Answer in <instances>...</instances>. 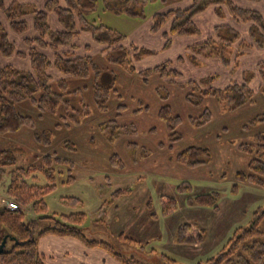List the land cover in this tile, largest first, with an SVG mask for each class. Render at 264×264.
I'll use <instances>...</instances> for the list:
<instances>
[{"label":"rangeland","instance_id":"obj_1","mask_svg":"<svg viewBox=\"0 0 264 264\" xmlns=\"http://www.w3.org/2000/svg\"><path fill=\"white\" fill-rule=\"evenodd\" d=\"M38 1L29 0L39 7ZM105 1L99 0L97 9L87 15L89 21L103 23L130 37L136 34L138 45L157 52L135 60L136 70L129 72L110 64L102 53L93 50L98 65L103 69H114L118 75L116 91L110 97L108 109L100 111L97 108L90 87L92 78L69 77L71 89L84 87L81 96L89 106L90 115L79 124L67 126L62 122V111L42 114L30 101H22L17 103L18 111L32 116L35 125L0 135V149L14 152V168L38 164L47 154L72 162L74 182L66 183L69 166L56 164L57 187L45 196V200L51 215L84 212L87 218L81 227L89 239L105 241L122 255L135 257L144 264L165 263L162 254L174 258L177 264L204 263L226 244L238 227L248 225L253 212L264 205L263 186L242 183L237 191L233 190L236 173L247 171L252 158L251 154L241 151L239 145L253 143L259 133H264V118L252 123L257 116H264V81L261 77L264 54L261 51L244 55L240 54L238 48L231 47L225 51L229 59L226 63L220 55L208 58L196 56V59H192L190 45L187 51H183V48L196 41V37L202 38L205 33L210 35L211 32L206 30L205 18L198 19L203 33L182 36L167 48L161 47L158 34L153 32L148 35L146 30L156 12L183 7V0L148 2L144 8L145 18L116 14L106 9ZM236 2L264 13V0ZM144 30L146 35L139 38L138 35ZM166 61H171V66L181 72L175 81L171 77L154 75L149 83H144L138 72ZM11 62L16 69L26 67L23 60ZM246 72L248 75H245ZM210 76L215 78L207 86L214 88H224L233 80L250 77L249 84L255 90L254 100L230 110L216 97L198 99L199 90L189 85L188 81H200ZM101 81H111V74L107 70ZM188 94L192 99L187 98ZM164 104L170 105L174 114L181 117L177 129L181 134L180 139L171 140L170 131L158 116ZM119 105H125V109L121 110ZM145 106V109L138 111ZM206 110L212 113L210 122L202 126L191 123V117H199ZM111 120L121 125L133 124L136 131L133 132L131 127L116 141H109L101 132L100 125ZM45 130L53 133L50 144L36 139L35 135ZM66 141L72 142L75 149L65 147ZM191 146L209 148L211 161L195 168L179 163L177 154ZM114 155L121 158L122 167L112 164L111 157ZM8 170L9 173L2 177L0 195L13 200L5 193L10 180V168ZM38 177L37 181L32 178H28V181L40 185L47 183L43 174L38 173ZM183 182H189L192 190L179 191L178 186ZM120 188L131 191L114 197V191ZM209 192L221 194L218 209L188 204L189 197ZM162 195L174 197L178 202L176 210L167 215L163 214ZM71 196L80 198L83 206L72 208L62 202L63 197ZM19 208L22 207L19 205ZM24 210L26 220L37 231L46 227L45 223L51 220L38 217L43 215L37 214L31 206ZM185 222L204 231L202 243H176V230ZM12 245L13 242L9 241L7 248L10 249Z\"/></svg>","mask_w":264,"mask_h":264},{"label":"trees","instance_id":"obj_2","mask_svg":"<svg viewBox=\"0 0 264 264\" xmlns=\"http://www.w3.org/2000/svg\"><path fill=\"white\" fill-rule=\"evenodd\" d=\"M168 2L170 0H106V9L116 14L130 17L145 18V6L148 2ZM99 0H45L42 7L32 5L30 2L12 0L7 5L6 0H0V10H4L8 18L9 27L0 22V54L6 58L18 55L29 58L32 70H19L13 65H0V135L15 133L24 127H33L34 118L22 114L17 109V103L28 100L36 106L41 113L49 112L61 114L62 122L67 126L79 124L90 115L88 104L83 97L84 87H69L68 78L93 79L90 87L93 90V98L100 111L108 109V102L118 82V75L114 69H103L98 65L93 55L79 54L76 39L82 32H90L94 42L104 45L106 60L112 65H118L132 72L136 70L134 61L148 55H153L157 50L137 46L128 42V35L103 23L89 21L87 15L94 12L98 7ZM228 8L233 17L244 23H251L250 37L254 45L264 48V13L252 8L243 7L235 0H192V4L186 8H174L167 11L156 12L151 27L152 32H164L167 48L172 44V35H197L201 28L194 17L210 7H215L216 13L222 15V7ZM54 14L59 27H54L50 15ZM33 17V33L29 17ZM169 25V30H165ZM165 30V31H164ZM10 32L23 36L24 45L27 49H19ZM31 33V34H30ZM241 32L231 24L216 26V36L190 45L191 58L196 56L213 57L222 56L224 63L229 62L225 51L233 46L240 38ZM246 41L241 42V53L254 46ZM87 50H91L86 45ZM72 49L75 51L72 52ZM182 57V56H181ZM180 57V58H181ZM171 61L140 70L138 73L144 83H149L154 75L161 77H175L181 74L179 70L171 66ZM59 71L64 77L55 80L52 70ZM111 74V81L103 83L101 77L105 71ZM248 75V72L245 73ZM264 81V71L261 72ZM215 77L210 76L200 81L189 80L188 84L199 90L198 99L206 96L216 97L224 103L228 109L233 110L254 100L255 90L250 86V77L245 76L244 81L233 80L224 88L207 86ZM188 99H192L188 94ZM79 100V101H78ZM121 110L125 105H119ZM140 107L138 111L145 109ZM120 114V113H119ZM159 118L166 124L170 131L171 140L181 138L178 127L181 117L174 114L168 104H164L159 112ZM257 116L252 123L263 119ZM212 120V113L206 110L199 117H191L190 121L196 126H202ZM57 125H60L59 123ZM133 125V124H132ZM121 125L115 120L100 125V130L109 141H116L125 131H136L135 126ZM51 130L37 133L39 142L50 144L53 139ZM64 146L75 149L72 142L66 141ZM239 149L251 154L252 158L247 171H238L235 175L233 190L237 191L239 184L251 183L264 187V133H259L253 143H242ZM179 163L187 167H198L209 163L212 159L210 149L201 146H191L176 156ZM16 157L11 149H0V186L3 175L9 173L10 180L6 188V195L13 199L22 208L12 210L3 203L0 195V245L6 235L16 238L8 239L13 242L10 249L0 254V264H46L45 257L38 250V238L46 234L58 236H72L89 247H101L112 254L122 264H144L135 257H126L117 252L112 245L105 241L89 239L81 227L86 220V214H50L45 196L56 190V164L64 163L69 166V176L66 183H73L72 162L55 155H44L38 164L20 166L14 168ZM113 165L123 166V161L118 155L111 157ZM38 173L43 174L47 183L40 185L31 183L28 178L38 180ZM181 192L191 191L189 182H183L178 186ZM131 190L120 188L114 191L113 196L128 194ZM221 194L218 192L202 193L189 197L187 202L190 206H209L219 208ZM163 214L167 215L176 210L178 202L174 197L162 195ZM62 202L72 208L82 207L80 198L71 196L63 197ZM32 207L40 215V218H50L46 227L39 231L26 220L24 208ZM156 217V214H153ZM53 222V223H52ZM127 238V237H126ZM176 241L180 244H200L204 241V231L196 225L185 222L176 232ZM132 240L131 238H127ZM163 264H177L174 258L162 254ZM197 264H264V205L258 207L252 215L248 225L238 227L226 244L204 263Z\"/></svg>","mask_w":264,"mask_h":264},{"label":"crops","instance_id":"obj_3","mask_svg":"<svg viewBox=\"0 0 264 264\" xmlns=\"http://www.w3.org/2000/svg\"><path fill=\"white\" fill-rule=\"evenodd\" d=\"M22 2H29V0H20ZM37 3V0H35ZM45 0H39L38 1V6L42 7L43 3ZM184 5L183 7H170L167 8L163 11H167L169 9H174V8H186L192 4V0H183ZM236 1V0H235ZM12 2V0H6V4L9 5ZM237 3V2H236ZM239 4V3H237ZM241 5V4H239ZM243 7H247L245 5H241ZM249 8V7H248ZM258 11V10H257ZM162 12V11H159ZM52 25L54 27H59L58 21L55 17L54 14L50 15ZM200 18H205V25H206V30L208 29L211 33L210 35H205L202 38H197L196 41H193L191 44H187L184 48L183 51H187V47L189 45H192L197 42H202L206 40L208 37H214L216 36V26L220 24H231L234 25L236 28L239 29L241 32L240 38L233 43L232 48L236 47L239 50H241V42L246 41L248 43H251L254 45V42L252 41L249 31H250V26L251 23H244V22H239L237 21L233 15L230 13L227 7L223 6L222 7V15L219 16L218 13L215 11V7H210L207 10L198 13L194 19L197 22L198 25L201 27V23L199 22L198 19ZM30 25H31V30L30 32L33 33V17H29ZM154 21V15L150 21V24L147 25L146 30L148 35L152 34L151 27L153 25ZM0 22L3 23L6 27H9V22L8 18L6 16V13L4 10H0ZM165 30H169V25L166 26ZM164 30V31H165ZM30 33V34H31ZM201 33H203V29L201 28ZM159 39L161 40V47L163 48L165 44V37H164V32L160 31L158 33ZM11 38L16 41L17 46L19 49H27L24 45V38L23 36L15 35L12 32H10ZM128 35V34H127ZM140 35H146V31L144 30L142 33H140L138 36L140 38ZM182 36H188V35H180V34H174L172 35V43L175 40H178V38ZM202 36V34H201ZM136 39V34H133V36L128 35V42L129 43H134L137 46L141 47H146L142 45H138L135 41ZM76 44H78L80 47L77 48V53L79 54H92L93 50L99 53H102V55L105 57V52L103 51L104 45L98 44L94 42L92 34L90 32H82L79 37L76 39ZM86 45H89L91 47V50H87L85 48ZM149 48V47H147ZM75 51V49H72V52ZM262 53L264 54V48H259L257 46H253L252 48L245 50V54L247 52H253V53ZM243 55V56H244ZM12 60L18 61V60H23L26 62V67L23 70H32V65L31 61L29 58H22L19 57L18 55H14L12 57L6 58L0 54V65H6L10 64L13 65L11 62ZM143 70V69H141ZM244 72V69L242 70V73ZM262 72V71H261ZM54 76V78L60 79L64 77L59 71L52 70L51 72ZM262 77V75H261ZM238 81H244V79L238 80ZM251 86V85H250ZM9 183V182H8ZM7 183V185H8ZM177 231V230H176ZM176 236V233H175ZM176 241V238H175ZM38 250L39 252L44 255L46 264H122L120 263L112 254H110L108 251L101 247H89L85 245L82 241L79 239L72 237V236H58L55 234H46L38 238ZM176 243H178L176 241ZM179 244V243H178ZM182 245V244H180Z\"/></svg>","mask_w":264,"mask_h":264},{"label":"built area","instance_id":"obj_4","mask_svg":"<svg viewBox=\"0 0 264 264\" xmlns=\"http://www.w3.org/2000/svg\"><path fill=\"white\" fill-rule=\"evenodd\" d=\"M3 203L9 208V209H12V210H16V209H19V205L13 201V200H10V199H7L5 197H3Z\"/></svg>","mask_w":264,"mask_h":264},{"label":"water","instance_id":"obj_5","mask_svg":"<svg viewBox=\"0 0 264 264\" xmlns=\"http://www.w3.org/2000/svg\"><path fill=\"white\" fill-rule=\"evenodd\" d=\"M9 238H10V239H13V240H16L15 237L10 236V235H6V236L3 238V241H2V243H1V245H0V254L5 250V247H6V245H7V241H8Z\"/></svg>","mask_w":264,"mask_h":264}]
</instances>
